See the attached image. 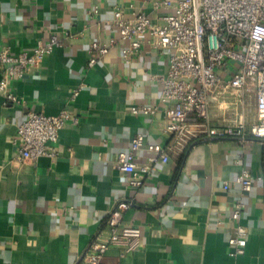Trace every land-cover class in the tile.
Segmentation results:
<instances>
[{
  "label": "crops",
  "instance_id": "crops-1",
  "mask_svg": "<svg viewBox=\"0 0 264 264\" xmlns=\"http://www.w3.org/2000/svg\"><path fill=\"white\" fill-rule=\"evenodd\" d=\"M117 12L125 20L144 12L155 21L165 13L147 0H0V51L31 53L54 34L61 41L40 66L11 83L26 105L7 104L0 94V264H82L90 244L108 235L107 217L120 202L130 204L124 222L142 230V246L126 255L111 248L104 264H264V141L206 135L176 141L164 134L157 79L167 75L170 52L146 37L126 62L128 41L113 24ZM94 41L110 49L89 68ZM246 103L249 128L255 98L246 94ZM141 106L155 114H132ZM28 109L79 119L60 131L56 158L18 159L14 139ZM236 119L232 110L210 108L212 126ZM138 134L163 146L170 162L151 165L144 184L133 187L116 164ZM148 158L144 150L136 154L139 165ZM243 170L254 181L249 193L235 182ZM239 199L247 247L233 257L228 241L235 226L228 218Z\"/></svg>",
  "mask_w": 264,
  "mask_h": 264
},
{
  "label": "built area",
  "instance_id": "built-area-1",
  "mask_svg": "<svg viewBox=\"0 0 264 264\" xmlns=\"http://www.w3.org/2000/svg\"><path fill=\"white\" fill-rule=\"evenodd\" d=\"M147 1L155 10L165 11L160 21L144 12L137 13L133 20H125L117 12L113 24L121 38L128 41V47L122 51L126 62L139 52L146 37L154 48L170 52L167 75L157 79L162 87L161 102L166 106L168 123L163 128L164 134L176 141L200 135L264 141V0ZM60 46L61 41L54 34L47 40H38L31 53L13 55L9 50L0 51V94L7 104L26 105L11 91V83L26 77ZM109 49L108 45L94 41L90 46L89 68L104 58ZM246 94L255 98L256 109V119L249 128ZM77 95L75 91L73 97ZM212 106L232 110L237 119L223 127L212 126ZM155 111L150 106L131 109L134 115H154ZM68 122L77 124L79 119L67 111L47 116L28 109L14 139L19 147L18 159L34 162L43 156L56 158L59 134ZM145 140L144 134H138L117 157V168L130 175L133 187L144 184L142 176L150 172L151 165L170 162L163 146ZM142 150L149 157L146 165L136 162V154ZM235 182L242 193H249L254 181L243 170ZM231 184L225 182L224 189H231ZM129 207L127 202L113 207L106 220L108 235L90 244L82 264H104L111 248H118L123 255L141 249L142 230L124 222V212ZM244 208L241 199L237 200L228 218L235 226V234L228 241L233 257L244 254L247 247L248 230L240 224Z\"/></svg>",
  "mask_w": 264,
  "mask_h": 264
}]
</instances>
